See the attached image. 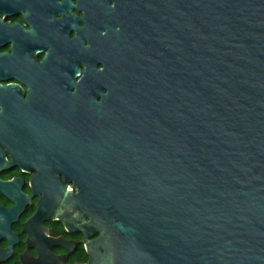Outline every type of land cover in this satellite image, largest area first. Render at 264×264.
<instances>
[{
  "label": "water",
  "instance_id": "obj_1",
  "mask_svg": "<svg viewBox=\"0 0 264 264\" xmlns=\"http://www.w3.org/2000/svg\"><path fill=\"white\" fill-rule=\"evenodd\" d=\"M88 264H264V0H157Z\"/></svg>",
  "mask_w": 264,
  "mask_h": 264
},
{
  "label": "flooded vegetation",
  "instance_id": "obj_2",
  "mask_svg": "<svg viewBox=\"0 0 264 264\" xmlns=\"http://www.w3.org/2000/svg\"><path fill=\"white\" fill-rule=\"evenodd\" d=\"M157 0H0V264H88L128 74Z\"/></svg>",
  "mask_w": 264,
  "mask_h": 264
}]
</instances>
